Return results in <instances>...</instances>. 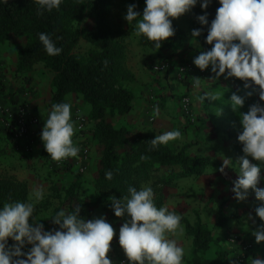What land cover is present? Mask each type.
Returning a JSON list of instances; mask_svg holds the SVG:
<instances>
[{"label":"rangeland","instance_id":"374dc122","mask_svg":"<svg viewBox=\"0 0 264 264\" xmlns=\"http://www.w3.org/2000/svg\"><path fill=\"white\" fill-rule=\"evenodd\" d=\"M127 6L128 4L123 0H113L112 15L115 24L119 25L124 32L127 46V67L133 75L132 79L126 82V86L133 92V107L129 113L125 114L108 110L109 122L115 128L126 127L139 134L153 136L178 128L182 132V138L170 141L167 145L174 150L188 145L187 152L189 154L208 157L211 162V165L202 174L188 177H178L176 171H173L170 176L166 174L163 176L162 173L155 174L143 187L151 186L154 192V202L161 198V207L167 205L169 210L173 211H176L173 207L176 200L174 195L178 200L177 196L182 193L183 197L179 200L185 204L184 213L187 216H195L196 220L198 217L200 218L199 214L202 208L209 216L219 215L221 209L228 215L233 214L232 219L238 218V209L241 206L245 208L244 212L255 209L264 202L255 197L254 191L249 189L247 199L238 201L235 199L232 187L233 181L238 178L237 159L244 155L242 143L237 139L241 127L239 112H247L249 106L254 103L264 105V101L260 100L258 93H253L252 96L245 98L243 107L234 112L229 100L232 93L237 92L244 96L247 91H251V88L245 89L244 81L235 77L225 79L222 75L214 80L212 77L215 74L210 71V67L201 71L193 64V61L190 62L187 58L189 53L194 57L195 48L198 45L199 37H192V30L197 28L196 15L201 10L199 3L189 12L173 19L184 32L185 40L181 46L175 45L173 48L165 50H152L140 44L136 23L130 22L129 24L124 19ZM91 26L92 23L89 21L88 27ZM26 40L25 36L12 35L0 44V110L4 112L1 115L0 111V131L6 134L12 146L14 145L20 150L19 152L29 153V162H24L22 165L27 164L30 171L20 170V174L23 177H29L30 172L33 179L32 181L29 179L20 181L14 176L3 174V172H0V179L7 177L26 183L27 198L25 203L32 202L35 206L33 219L30 217L29 222L33 223L34 220V222L42 223L46 230L52 228L51 216L60 210H64L66 214L70 213L71 203L66 200L65 194L66 189L73 184V206L82 205L83 210L87 212L86 219H93L94 207L106 212L107 221L112 224L116 230L114 236H117L125 217L114 215L110 207L109 197L112 196L111 194L96 191L94 187L102 146L92 135L94 121L91 119L90 107L79 95L68 94L66 96V102L71 104L72 120L75 122V133L72 139L80 148L78 158L70 157L66 160L54 161L45 158L42 154L44 145L40 133L44 121L52 109L50 101L53 72L46 69L42 63L36 64L27 71L17 69L18 55ZM89 47L88 42L81 40L76 51L85 53ZM179 50V53L170 56L173 51ZM180 56L183 57L181 63L172 64L171 60ZM14 58L15 62H13ZM195 77L200 78L199 88L193 86ZM11 83H15V88H19L23 97L18 104H15V107L7 104L17 103L14 100L15 91L8 87ZM33 91L38 93L41 101L36 104L38 116L30 111L28 105V98ZM205 93L209 96L215 95L217 99L212 100L206 97L202 101L200 97ZM157 107L159 115L155 116L153 110ZM21 115L27 117L28 132L20 141H15L12 138L15 126L12 124ZM78 115L86 118V124L82 130L77 128L76 116ZM9 121L12 124L6 125V122ZM37 128H39V132ZM224 158H229L232 161L231 167L225 166L222 173L219 169ZM248 158L252 160L251 157ZM257 163L260 162L257 161ZM163 171L164 168H161L160 172ZM261 175L264 176V169L261 170ZM41 185L44 187L45 197L43 200L36 201L33 190ZM257 187L264 188V180H261ZM179 204L177 203L175 206L180 207ZM263 221L257 220V225H262ZM181 224L184 226V223L181 222ZM207 226L212 230V234L213 231L220 228L216 223ZM242 236L247 238V234ZM188 237L186 235L184 238L187 241L182 242L185 248L184 259L191 264L192 244L188 249L190 247ZM220 239V236L213 237L211 246L203 255L204 257L213 258L220 250L229 253L228 250L223 249L224 245L223 248L219 245ZM247 239L250 240V238ZM110 244L115 247V251H109L107 255L114 261V264H121V262L128 264L127 257L119 246L117 238H114ZM30 247L31 245H25L23 251H27ZM242 254L246 259L250 250ZM260 258H264V250H261Z\"/></svg>","mask_w":264,"mask_h":264},{"label":"clouds","instance_id":"9594fccd","mask_svg":"<svg viewBox=\"0 0 264 264\" xmlns=\"http://www.w3.org/2000/svg\"><path fill=\"white\" fill-rule=\"evenodd\" d=\"M8 0H0L7 4ZM40 10L58 9L63 0H37ZM142 12L136 11L135 3L127 6L126 21H136L137 35H144L161 42L175 35L173 19L189 12L198 3L203 14L196 15L200 25H207L206 43L212 45L193 58V64L201 71L209 69L217 80L222 75L244 81L247 91L244 96L233 92L230 105L234 112L243 107L245 98L258 93L264 101V0H218L214 19L209 22L206 9L212 0H144ZM172 18V19H170ZM203 27L192 30V37H199ZM46 53L59 55L62 48L47 33L38 34ZM200 78L195 77L193 86L199 88ZM256 86H259L258 88ZM216 100L215 95L203 94L200 99ZM158 116V107L153 110ZM240 131L237 139L242 143V152L237 161L238 178L233 181L232 192L238 201L246 200L249 189L255 197L264 202V188L257 187L264 176V105L254 103L247 112H239ZM74 121L71 104H54L44 121L40 138L46 152L54 161L78 158L80 148L74 143ZM182 138L180 129L166 131L151 139L152 148L167 145L170 141ZM248 157H251L250 160ZM141 156L142 160L147 159ZM231 159L224 158L220 171L231 167ZM252 161H256L255 163ZM260 162V163H257ZM108 180L113 172L105 173ZM127 196L109 197L110 207L116 217H125L118 231V243L127 257L128 264H183L185 248L180 241L170 239L169 233L183 231L181 215L169 210L167 205L157 207L151 186L137 190L129 186ZM36 201L45 197L44 187L33 190ZM35 211L32 202H7L0 207V264H114L107 255L110 242L116 230L104 215L85 219L79 215L80 206L75 211L65 213L60 210L51 216L53 225L58 228L45 229L42 223H30ZM256 215L264 220V203L255 208ZM251 218V214H249ZM257 243L264 241V225L254 231ZM9 238L15 243L9 244ZM25 245H31L23 251ZM123 264V262H121ZM251 264H264V258L256 257Z\"/></svg>","mask_w":264,"mask_h":264},{"label":"trees","instance_id":"16d2710c","mask_svg":"<svg viewBox=\"0 0 264 264\" xmlns=\"http://www.w3.org/2000/svg\"><path fill=\"white\" fill-rule=\"evenodd\" d=\"M128 5L135 3L136 11L142 12L144 0H123ZM218 0L206 9L211 22L219 7ZM113 0H63L58 9L40 10L37 0H8L0 3V44L9 36H25L26 43L18 55L17 69L27 71L36 64L42 63L53 72L51 80L52 96L50 104L66 102L68 94L79 95L90 107L93 138L102 146V154L98 162L94 187L96 191L123 198L128 194L129 186L141 189L153 175L170 176L176 171L178 177H188L204 173L211 162L208 157L189 154L188 145L174 150L168 145L152 148L153 135H142L129 128H115L108 120V110L118 114L129 113L133 107V92L127 88L126 82L133 75L127 67V46L122 28L115 24L112 15ZM205 10H200L203 14ZM172 19V18H170ZM92 23L88 27V22ZM136 23V21H132ZM173 22L175 35L162 41L158 50L181 46L185 40L184 32ZM204 31L199 36L194 57L212 45L206 43L207 25H200ZM44 32L51 36L58 47L59 55L46 53L38 34ZM84 40L90 44L85 53L76 49ZM140 44L156 50V42L144 35H139ZM179 51H173L170 56ZM43 156L51 159L45 148ZM141 156L148 157L145 160ZM164 168L163 172H160ZM113 172L111 180L105 173ZM73 184L66 189L65 198L71 203L70 213L75 211L72 200ZM27 186L11 178L0 179V207L7 202H25ZM161 207V198L155 201ZM73 206V207H72ZM80 206L79 215L87 218L86 210ZM234 217L219 210L216 225L223 227ZM185 234L192 239L191 264H228V252L218 251L213 258L203 255L213 241L212 230L199 217L194 223L182 218ZM52 228H58L52 225ZM51 228V229H52ZM15 243L9 240V244Z\"/></svg>","mask_w":264,"mask_h":264},{"label":"crops","instance_id":"0c3cea01","mask_svg":"<svg viewBox=\"0 0 264 264\" xmlns=\"http://www.w3.org/2000/svg\"><path fill=\"white\" fill-rule=\"evenodd\" d=\"M183 57H178L175 58L173 60H171L172 64L173 63H178L180 64ZM187 58L189 59V61H193V55L192 54H188ZM185 59V58H184ZM13 62H15V58L13 59ZM7 79V78H6ZM9 88H12L13 91H15L14 94V100L17 103H7L9 104V106L15 107V104H18L21 100H22V92L19 91V88H15V83H11L9 86ZM38 93L33 91L30 95V97L28 98V105L30 108V111L33 112V114L37 115L36 112V104L40 101L39 100V96L37 95ZM41 102V101H40ZM135 106V105H134ZM37 131L39 132V128H37ZM20 150H18L16 147H14V145L12 146V144L10 143L9 138L6 136V134L3 133V131H0V172H3V174L7 175V176H14V178H16L17 180H26L29 179L30 181H32L33 176L31 175V173L29 172V177H23L20 174V170H28L30 171V167H28V165H22V163L24 162H29V153H23V152H19ZM21 163V164H20ZM31 183V182H30ZM176 195H174V199H176L174 201V210H176L175 212L178 215H181V217L187 218L188 221L190 223H194L196 221V217H191V216H187L184 212L185 209L183 207H185V204L183 201H180L179 199L181 197H183V194L180 193L179 196H177L179 199L177 200V198H175ZM180 203V208L179 206H175V204ZM243 206H241L238 209L239 212V216L237 219H230L226 222V224L223 227L217 228L215 231H213V237L216 238L218 236L221 237L219 245L222 247L223 245L225 246L223 249H226L229 251L228 253V264H251V260L256 258V257H260V253L261 250H264V241H261L259 243L256 242L255 240V236H254V231L257 229L258 225H257V220H259L260 218L256 215L255 213V209L253 208V210L250 211H245V208H242ZM182 212V214H181ZM249 214H251V218H249ZM99 217L101 215H104L107 219V214L106 212H103L102 210H100L99 208H95L94 207V212H92V217ZM201 220L206 223L207 225H211V224H215L218 221V215H214V216H209L207 213H205L203 211V208L201 209V213L199 214ZM262 225H264V221L262 222ZM183 231L180 232L179 230L176 233H169L168 236L170 237V239H176L178 241L181 242V244L183 245L182 241H185L186 239L184 238L185 235V229L183 224H181ZM239 233H243V234H239ZM239 234V235H246L247 234V238H250V240L252 241V247L250 249H248V251L250 250V254L249 256L245 259L242 258L240 256L242 250V247L239 246V244L237 243V241H235L234 237ZM188 237V236H187ZM114 238H117L118 241V235L114 236ZM189 238V237H188ZM187 241V240H186ZM188 244H190V247H188V249L191 248V244H192V239L189 238L188 239ZM184 246V245H183ZM187 248V245H185ZM114 246H111V251H115ZM254 253V255H252ZM183 264H189V262L186 259H183Z\"/></svg>","mask_w":264,"mask_h":264},{"label":"built area","instance_id":"2783aa9c","mask_svg":"<svg viewBox=\"0 0 264 264\" xmlns=\"http://www.w3.org/2000/svg\"><path fill=\"white\" fill-rule=\"evenodd\" d=\"M0 111H1V115H3L4 114L3 110H0ZM76 123H77L78 130H82L86 124V118L84 116L78 115L76 116ZM10 124H12L10 121L6 122V125H10ZM12 125L15 126V133L13 134L12 138L15 141H20L24 137V135L27 134L28 132L27 131L28 130L27 117L25 115H21L20 118H17L15 122H13ZM234 239L242 247L243 251L241 252L240 256L243 258L242 253L248 252V249L252 246V242L242 235H236Z\"/></svg>","mask_w":264,"mask_h":264}]
</instances>
